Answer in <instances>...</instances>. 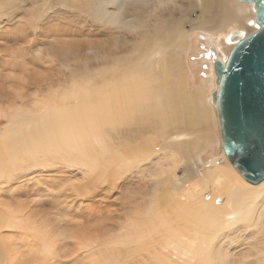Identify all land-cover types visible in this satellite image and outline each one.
Here are the masks:
<instances>
[{
    "label": "bare ground",
    "instance_id": "6f19581e",
    "mask_svg": "<svg viewBox=\"0 0 264 264\" xmlns=\"http://www.w3.org/2000/svg\"><path fill=\"white\" fill-rule=\"evenodd\" d=\"M125 1L86 0L72 4L75 8L99 13L103 20L110 26L116 25V28L125 27L128 22L129 28L138 29L128 41L135 43L152 38V48L132 66L123 68L124 61L129 60L126 53L128 43L116 37L111 40L110 29L100 24L98 32L111 41L105 46L106 40L99 39L96 41L97 50L87 48L86 43L81 48L83 54L93 53V58L103 56L98 66L106 65V70L101 75L100 86L96 82L86 85L92 78L84 79L74 84L76 88L62 92L59 102L50 101L47 94L45 97L41 94L44 88H37L39 93L33 92L30 105L22 102L27 96L19 91L16 94L22 98L18 101L20 104L16 105V100L11 103L10 96L4 97L0 88V102L8 100L11 103L5 109L4 103L0 105V264H67L63 261L66 256L60 249L56 250L62 233L42 216V207L45 206L41 203L43 195L47 196L48 192L55 197V204L63 205V208H53L57 214L59 211L68 215L97 213L100 219L105 216V211L101 207L96 209L95 198L102 195L106 199L110 196L107 189L111 190L109 187H113L118 177L138 167L143 171L141 174L154 167L152 196L156 200L148 201L145 208L140 205L143 211L135 207L133 216L128 214L130 218H126L125 223H118V227L104 233V237L93 234L91 241L81 242L82 256L75 251L70 257L76 260L80 255L91 264H264V180L256 185L250 184L244 194L238 192V187L229 186L226 201L231 211L220 220L216 217L208 219L204 214L195 220L197 214L188 209L189 181L185 175L181 177L175 171L182 162L189 164V160L194 159V151L200 144L198 137L207 128V111L198 102L190 100L188 93L180 88L181 80L167 77V81V75L164 77L158 69L160 59L167 56L166 46L173 44L180 53L184 46L189 45L186 33L180 26L162 33L163 26L156 23H152L149 29H141L143 19L127 20L121 11ZM169 1L175 2V8H181L179 4H183L189 10L195 8V2L201 3L197 24L204 32L221 34L219 38L210 36L214 39V46L211 44L209 50L215 51L223 60L235 45L230 40L233 32L247 36L251 28H258L254 7L250 3H243L244 8L253 13L248 18L236 15L229 0H180L179 4L178 0ZM74 16L82 17L78 13ZM168 17L171 19L170 15ZM236 22L238 26H235ZM231 23L235 25L231 26ZM49 34L50 30L42 28L34 36ZM21 40L27 49L36 50L37 47V52L48 53L41 49L43 40L36 41L35 37ZM94 43L91 40L89 45L93 47ZM134 50H138V46H134ZM60 53L65 52L56 51L57 55ZM67 53L75 56L76 52ZM209 59L212 64V54ZM213 80L212 73L211 89L215 88ZM80 92L85 97L79 98ZM208 102L214 109L210 94ZM107 125L119 135L118 141H112L110 137L113 134L106 130ZM123 126L132 133H141L142 144H132L126 139ZM151 130L163 138L158 149H154L147 138ZM198 158L194 161L199 168ZM219 160L217 157V163L222 164ZM57 165L75 168L73 179L80 178L81 182L68 184L57 175L51 177L50 182L35 178L39 169H52ZM225 166L234 171L229 165ZM186 169L189 170L187 165ZM199 171L205 175L203 169ZM164 172L169 176L163 177ZM219 176L218 182L225 181ZM30 189L37 198L27 201L24 192L28 193ZM150 194L148 192L146 197ZM198 204L205 206V203ZM172 217L174 221L170 220ZM250 236L255 239H250ZM236 243L240 247L232 245ZM251 253L253 258L248 262Z\"/></svg>",
    "mask_w": 264,
    "mask_h": 264
},
{
    "label": "rangeland",
    "instance_id": "374dc122",
    "mask_svg": "<svg viewBox=\"0 0 264 264\" xmlns=\"http://www.w3.org/2000/svg\"><path fill=\"white\" fill-rule=\"evenodd\" d=\"M80 1L85 2L86 0H0V88L3 90L2 94L4 97L10 96L11 103L17 101L15 104H20L19 99L22 98L17 94L21 92L23 95L27 96L22 102L25 105H30L32 96L37 91V88H44V91L42 90L43 92L41 91V94L44 97V94H47L46 97L48 96L47 98L50 99V101L59 102V97L62 92L76 88V85L74 84L81 82L84 79L92 78V80L86 85H91L93 82H96L97 86H100L102 82L101 75L103 74V71L106 70V65L102 67L98 66L99 60L101 59L100 57L103 56H100V52H98V56H100L98 59L93 58L94 54L91 52L83 54L81 48L85 46V43L87 48L96 49V41L99 39L106 40L105 46H107V42L113 40L114 37L119 38L120 41L124 40L125 43H128L129 45H127L128 47L126 48L129 60L124 61L123 68L132 66L136 60H139L138 58L152 48L153 40L151 37L137 40L135 43L128 41V38L135 34L138 29L129 28L130 24L128 22L125 27L119 26L116 28V25L114 24H111L110 26L106 20H103L100 17L99 13H90L86 8H75L72 2L78 4ZM179 1L180 0L176 2L179 4ZM229 1L231 2L230 5L236 15L243 17L247 16L248 18H250V16L252 17V11L245 9L243 6L244 4L239 2V0ZM195 3V8L189 10L183 4H179L181 8H175V6H177L175 2H170L169 0H126L122 3L121 11L124 12L127 20L129 18L143 19L141 29H149L152 23H156L155 25L161 24L163 26L162 33L166 30H173L178 26L182 27L186 33L189 45L187 47L184 46L183 51H180V53L178 50H175V45L172 44L166 46L167 56L160 59L161 64L158 66V69L162 75L164 74V77L167 75L165 78L168 77L169 79L181 80L179 83L181 85L180 88L188 93L187 95L190 96V100L195 103L198 102L207 111L205 112L208 117L207 128L198 137L200 144L194 151V159H197L199 156L198 160L200 159L199 162L201 163L199 168L201 167V169H203L205 175H201L199 171L201 169L196 166L194 159L189 160V164H186V161H184L185 163L182 162L179 164L175 172L181 177L185 175L189 181L187 186L190 188V192L188 193L189 198L186 201V205L192 214L196 213L198 216L194 218L192 215L191 217L197 220L200 214H204L203 216L208 219L213 217L214 219L217 218L220 220L225 218L226 214L231 211V207L226 201V193L229 192V186L234 188L238 187V192L244 194L248 191L250 188L249 186L251 185H248V183L245 182L235 171L226 168L223 163H217V157L220 159L221 143L216 111L208 102L209 94L213 87L211 62L209 61L211 60L209 59L211 57L209 46L211 44L214 46V39L210 36L213 35L214 37L219 38L221 37V34L216 31L204 32L199 28L197 23L201 15V3ZM75 13L80 14L82 17H75ZM169 15L171 16V19L168 17ZM100 24L101 26L110 29L111 40L98 32ZM230 25L234 26L235 23H231ZM238 25L239 24L237 23L235 26ZM42 28L46 31L50 30V34L48 36L39 35L36 38L34 33ZM255 30H252L251 28L249 33H252ZM54 32L56 34H54ZM34 37L36 41H38V39L40 42H42L41 40L44 41L41 45V49L44 52L48 51V53L37 52V47H35L36 50H31V48H28L30 49L28 50L25 48L26 45H24L21 38L29 40ZM170 38L173 39V37ZM91 40L95 42L93 47L89 45ZM134 46H138V50H134ZM114 48L115 46H113V49ZM56 51L65 53L57 55ZM67 52L76 53L74 56ZM89 70L91 71L88 72ZM92 71L98 74L90 75ZM168 78L167 81H169ZM53 94H55V96H53ZM79 94V98L85 97L84 93L80 92ZM73 99L75 100V97H73ZM76 101H78V99H76ZM2 103H4V109L8 108V105L11 104L8 103V100L0 102V105ZM111 127L107 125L106 130L108 132L111 131L109 133L113 134L114 138L112 136L110 137L112 141H118L119 135L114 132V129H110ZM123 127V130H125L124 133H126L124 134V136L127 137L126 139H129L132 144H142L141 133H132L128 127ZM133 137L135 139H132ZM147 138H149V143L153 145L154 149L161 147L163 138L153 134L152 130L147 134ZM186 165L189 168V173L186 169ZM172 166L173 164L171 163V167ZM65 167V165H59V167L57 165L54 168L52 167V169H39L34 176L37 180L41 179L47 182H50L49 179L54 175V177H56V175L57 177L60 176L62 181L68 184L72 181H75V183L81 182L82 179L80 178L73 179L75 178V168H70V170ZM153 169L154 167L147 168L145 171L147 174L145 172L141 174L140 172L143 171L139 167L131 168L129 171L122 173L121 176L118 177L116 183L112 184L113 187H109L111 190L108 191L107 189L108 195H110L107 197L108 200L107 198L103 199L102 195L95 198V202L97 203H95L96 209H100L101 207L102 210L105 211L104 214L106 217L104 216L100 219L97 217L98 214L94 213V211L93 215H75L74 212V214L68 215L60 213V211L57 214L53 208H63V205L55 204V197L51 196L50 193L47 192V196L43 195V201L41 203L42 206H45L42 207L44 208L42 216L45 217L51 225L57 227L60 230L59 232L62 233L56 250L60 249L61 253L66 256L63 258L65 263L71 264L72 261H75V264H91L88 263L85 258L81 257V242L88 240L91 241L93 239V234H102L101 237H104V233L108 234L110 229L118 227V223H125L126 218H130L128 216H133L135 207L140 211H143L144 209H141L142 207L140 205L145 208L148 201L156 200L155 196H152L154 182L151 174L155 172ZM62 170L64 172H62ZM162 176L165 177L169 175L167 172H164ZM218 176H222V178L224 177L225 181L222 180L218 182ZM47 184L48 183L45 185ZM121 184L124 186H121ZM32 187L33 186L31 185V188ZM54 190L53 193L56 194ZM148 192L151 194L146 197ZM32 193L33 190L31 189L28 193L24 192V194H27V201L37 198V195ZM72 203H74V207L77 206L75 201ZM198 203H205V206L202 207ZM105 204H108V207L103 208ZM82 206L85 207L84 203ZM43 214L46 215L44 216ZM170 220L174 221V218L172 217ZM250 237V239H255L254 236ZM232 245L240 247L239 243ZM75 251L81 255H78L76 260L75 257H70V255L75 254ZM68 257L69 259H67ZM251 258H253L252 253L247 261L250 262L252 260Z\"/></svg>",
    "mask_w": 264,
    "mask_h": 264
},
{
    "label": "water",
    "instance_id": "95a60500",
    "mask_svg": "<svg viewBox=\"0 0 264 264\" xmlns=\"http://www.w3.org/2000/svg\"><path fill=\"white\" fill-rule=\"evenodd\" d=\"M253 4L258 28L247 36L233 32L226 60L211 50L214 85L210 103L219 128L220 160L247 183L264 180V0Z\"/></svg>",
    "mask_w": 264,
    "mask_h": 264
}]
</instances>
